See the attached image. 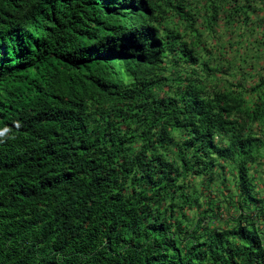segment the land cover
<instances>
[{"label":"trees","instance_id":"1","mask_svg":"<svg viewBox=\"0 0 264 264\" xmlns=\"http://www.w3.org/2000/svg\"><path fill=\"white\" fill-rule=\"evenodd\" d=\"M5 127L0 264H264V0H0Z\"/></svg>","mask_w":264,"mask_h":264},{"label":"clouds","instance_id":"2","mask_svg":"<svg viewBox=\"0 0 264 264\" xmlns=\"http://www.w3.org/2000/svg\"><path fill=\"white\" fill-rule=\"evenodd\" d=\"M14 123H17V122H14ZM10 132V129L8 127H5L3 129H0V143H5L8 139H13L14 137H11V136H7L6 134ZM258 188L259 189H263V186L261 185H258ZM224 212V211H223ZM221 215H225L224 213H222ZM223 216L220 218L222 219ZM221 220H219L217 223L220 224ZM217 224V225H218ZM222 225V224H220Z\"/></svg>","mask_w":264,"mask_h":264},{"label":"rangeland","instance_id":"3","mask_svg":"<svg viewBox=\"0 0 264 264\" xmlns=\"http://www.w3.org/2000/svg\"><path fill=\"white\" fill-rule=\"evenodd\" d=\"M261 64H262V63H261ZM261 64H260V65H261ZM261 170H262V173L264 174V165L262 166V169H261ZM260 183H261V182H260ZM262 185H263V181H262V183H261V186H262ZM222 213H224V212H222ZM220 224H221V222H220Z\"/></svg>","mask_w":264,"mask_h":264}]
</instances>
